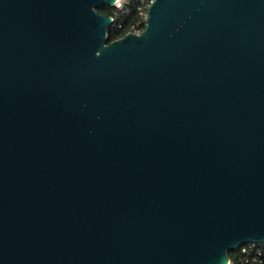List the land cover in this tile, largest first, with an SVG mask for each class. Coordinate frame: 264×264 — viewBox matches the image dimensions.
Segmentation results:
<instances>
[{"label":"water","instance_id":"water-1","mask_svg":"<svg viewBox=\"0 0 264 264\" xmlns=\"http://www.w3.org/2000/svg\"><path fill=\"white\" fill-rule=\"evenodd\" d=\"M0 0V264H230L264 243V0Z\"/></svg>","mask_w":264,"mask_h":264},{"label":"built area","instance_id":"built-area-1","mask_svg":"<svg viewBox=\"0 0 264 264\" xmlns=\"http://www.w3.org/2000/svg\"><path fill=\"white\" fill-rule=\"evenodd\" d=\"M153 1L154 0H115L114 4L111 5L113 7L112 13L110 14L113 21L111 28L115 26L118 28L123 27L122 23L118 21V14L120 12L123 14H131L132 11L135 10L139 13V19L131 25L127 33L131 31L141 34L146 27L148 9ZM262 245H264V243L247 242L241 245V250L247 257L250 256V251L253 250V260H257V258L263 254L264 249Z\"/></svg>","mask_w":264,"mask_h":264},{"label":"trees","instance_id":"trees-1","mask_svg":"<svg viewBox=\"0 0 264 264\" xmlns=\"http://www.w3.org/2000/svg\"><path fill=\"white\" fill-rule=\"evenodd\" d=\"M113 7L108 4H104L97 7V10L104 14H111ZM118 21L122 23L123 27H112L109 30V41H113L119 37L124 36L131 28V25L139 19V13L137 11H132L131 14H118ZM263 249H264V245ZM241 246L231 249L229 251V256L231 260V264H264V251L263 254L257 258V260H253V250L250 251V256L244 255ZM247 257V258H246ZM248 259V260H247Z\"/></svg>","mask_w":264,"mask_h":264}]
</instances>
